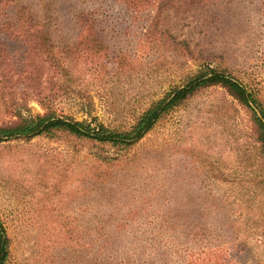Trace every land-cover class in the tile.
<instances>
[{"label":"rangeland","instance_id":"obj_1","mask_svg":"<svg viewBox=\"0 0 264 264\" xmlns=\"http://www.w3.org/2000/svg\"><path fill=\"white\" fill-rule=\"evenodd\" d=\"M18 4L27 6L21 22L13 0L0 11V125L18 112L45 113L39 99L49 95L59 116L126 128L212 69L264 101L257 0ZM65 57L60 95L56 61ZM127 149L98 156L100 148L40 136L0 143L7 264H201L208 248L264 264V150L257 124L226 88L199 91Z\"/></svg>","mask_w":264,"mask_h":264},{"label":"trees","instance_id":"obj_2","mask_svg":"<svg viewBox=\"0 0 264 264\" xmlns=\"http://www.w3.org/2000/svg\"><path fill=\"white\" fill-rule=\"evenodd\" d=\"M8 1L9 0H0V11L3 4ZM19 1L20 0H13L16 6L13 17L21 22L22 16L27 13V6L18 4ZM134 1L135 0H130L132 3ZM136 1L139 3L142 0ZM257 1L264 9V0ZM88 17V14L82 13L79 17L80 22L83 24ZM0 24H3L1 25L3 27L5 22ZM39 32L40 34L45 33L44 37H46L50 29L43 28ZM81 35L84 36L85 34L82 33ZM2 51L1 49L0 60H2V57L3 59L5 58ZM68 59L69 57H65L61 61L60 59L56 61V72L58 74V83L60 84L58 92H61L60 95L65 94V89L67 87L66 79L70 76V71H68L67 67L63 69L64 67L60 65L64 64V62L66 63ZM0 75L3 76L1 73ZM212 86L226 88L230 95L247 109L253 121L258 126L259 140L264 150V121L250 104V102H253L258 106L264 117L263 97L251 91L244 81H241L231 73L219 72L213 69L209 72H201L200 74L190 77L182 86L173 88L167 92L163 98L153 101L149 107L136 117L135 121L126 128H115L103 122L94 123L86 119L77 120L73 115L59 116L55 108L53 97L49 98V95H47L39 99L40 104L45 109V113L26 117L21 112H18L17 116L19 119L17 121L0 125V143L18 139L30 140L40 136L51 140L66 142L76 147L100 148L103 153H99L98 156H102L107 152L127 151V148L141 141L162 117L177 107L184 105L199 91ZM101 161H105V159L101 158ZM95 178H97V176H95L94 179ZM240 253L242 252L237 251L229 257L226 255L227 253H225V249L223 248H217L214 251L208 248L202 255L201 264H244L242 260H240V257H242ZM9 254L10 238L7 234V228L0 217V264H7ZM257 260L258 259H254V261H251L249 264H261ZM190 263L194 264L192 261Z\"/></svg>","mask_w":264,"mask_h":264},{"label":"water","instance_id":"obj_3","mask_svg":"<svg viewBox=\"0 0 264 264\" xmlns=\"http://www.w3.org/2000/svg\"><path fill=\"white\" fill-rule=\"evenodd\" d=\"M250 104L255 108V106L250 102ZM255 110H256V108H255ZM257 112H258V110H257ZM258 114H259V112H258Z\"/></svg>","mask_w":264,"mask_h":264}]
</instances>
